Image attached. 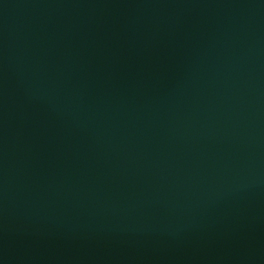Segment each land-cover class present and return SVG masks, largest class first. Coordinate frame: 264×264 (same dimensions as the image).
I'll use <instances>...</instances> for the list:
<instances>
[{
	"label": "water",
	"instance_id": "95a60500",
	"mask_svg": "<svg viewBox=\"0 0 264 264\" xmlns=\"http://www.w3.org/2000/svg\"><path fill=\"white\" fill-rule=\"evenodd\" d=\"M0 264H264V0H0Z\"/></svg>",
	"mask_w": 264,
	"mask_h": 264
}]
</instances>
